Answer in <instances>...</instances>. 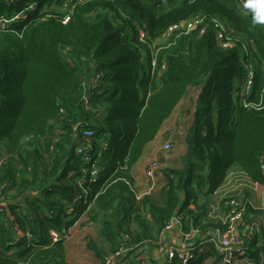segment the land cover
<instances>
[{"label":"trees","instance_id":"1","mask_svg":"<svg viewBox=\"0 0 264 264\" xmlns=\"http://www.w3.org/2000/svg\"><path fill=\"white\" fill-rule=\"evenodd\" d=\"M33 1L0 28V264H70L75 227L95 228L96 239L85 241L100 264H120L159 245L174 216L182 233L198 235L187 257L166 264H224L218 240L206 236L225 229L209 217L208 198L232 169L264 185V23L253 21L260 10L245 14L234 0H0V14ZM193 16L206 20L204 33L175 32L155 52L170 25ZM211 18L241 36L234 48L219 44ZM243 41L255 45L250 56ZM248 58L255 77L245 106L237 93ZM193 88L182 165L163 170L157 193L145 190L135 167ZM243 206L247 221L258 218L250 201ZM260 232L263 225L247 239L256 263Z\"/></svg>","mask_w":264,"mask_h":264},{"label":"built area","instance_id":"2","mask_svg":"<svg viewBox=\"0 0 264 264\" xmlns=\"http://www.w3.org/2000/svg\"><path fill=\"white\" fill-rule=\"evenodd\" d=\"M14 0H11V2ZM240 10L245 14H250L259 10V8L255 7V0H234ZM37 5L36 1L29 3L23 10H20L10 16H5L0 14V28L2 29H9L10 26L19 20L27 11L34 9ZM211 24L214 26L216 32V39L219 44L224 48H234L241 39V36H236L235 31L229 29L223 22L218 20L217 18H211ZM206 20L202 17H189L185 20L180 22L174 23L170 25L167 30L158 38L153 46L156 48V53H158L157 46L159 44H166L169 42L170 38L175 32L181 33H189L193 30H198L200 33H204L206 29ZM234 34V35H233ZM147 37L146 27L141 28L140 30V39L145 40ZM243 50L246 53V56H250L252 52H255V45L250 44L248 41L242 42ZM250 49V52H249ZM251 49L253 51H251ZM250 53V54H249ZM163 68L165 65L162 66ZM153 68H156V62H153ZM255 77V67L253 62L248 58L246 62V76L242 81L241 89L237 93L241 102L244 103L245 106L248 105L247 98L250 96L253 88V80ZM92 131L86 132L87 136L92 135ZM173 147V143H171V139L169 138L163 144V150L169 151ZM158 161L153 160L148 166L146 170V175L150 178L153 182L155 181L156 171L158 169ZM263 176H264V162L261 163ZM96 170L93 171L95 175ZM233 177L240 178L244 180L246 178L249 180L246 174L241 173H232ZM93 175V176H94ZM227 179V178H226ZM226 182V181H225ZM258 186H263L255 183ZM224 184L220 187L219 190L223 189ZM224 190V189H223ZM230 200L227 202V211L226 217L222 220V223L225 225V229L220 231L216 229L214 231V236H212V240H218L217 245V252L224 256V264H238L236 260H239V257H247V247L248 237L253 234L254 232L258 231V222L255 220L247 221L245 216V208L243 206V202L237 200L234 197H226ZM1 210V208H0ZM174 225H181L179 216H174L171 220L167 223L165 232L170 231ZM220 233L222 234V240L219 239ZM198 235L196 229H192L189 232L182 233V242L180 244H173L170 245L166 250V262L167 260L173 258L175 255H178L180 258H185L188 256L187 248L190 246L191 242L194 241L196 236ZM55 240L58 239L56 236ZM217 243V242H216ZM243 257V258H245ZM248 258V257H247ZM249 261L252 262L251 259L248 258ZM165 262V263H166ZM236 262V263H235ZM110 264V263H109Z\"/></svg>","mask_w":264,"mask_h":264},{"label":"rangeland","instance_id":"3","mask_svg":"<svg viewBox=\"0 0 264 264\" xmlns=\"http://www.w3.org/2000/svg\"><path fill=\"white\" fill-rule=\"evenodd\" d=\"M199 90V88H193L183 97L182 101L176 107L174 114L164 123L156 141L152 142L150 145L147 155L144 157L142 162L137 165L138 167H141L140 172H142V176H144L142 179V186H144L145 190H149V186L150 188L153 186L151 191L157 193L166 181L163 170L165 168L180 167L182 165L181 159L187 149L186 137L189 133L192 112ZM169 138L171 139V143H173V147L171 150L165 152L162 149L163 144ZM153 160L158 161V169L156 171L154 182L146 175L147 166ZM236 172L237 170H234L228 174L226 182L223 186L224 190L221 189V192H219V197H234L241 202L248 200L255 208L259 210L261 214H264V187L256 185L250 179L247 180L244 178V180H242L240 178L233 177L232 173ZM145 184L147 186H145ZM242 190L246 192L245 195ZM208 201L210 207L211 203H215L213 200H211V198H208ZM225 217L226 214L221 219V221ZM255 221L258 222V230L260 231L261 226L264 223L258 218H256ZM85 236H90V238L92 237L96 239L97 234L95 228L75 227L69 233L66 244L68 250L67 256L70 264H100L99 258L96 256V254L86 247ZM214 261L215 257H211L206 262V264H213ZM238 264H264V253L261 254L258 263L254 261L251 262L247 257H245L240 260Z\"/></svg>","mask_w":264,"mask_h":264},{"label":"crops","instance_id":"4","mask_svg":"<svg viewBox=\"0 0 264 264\" xmlns=\"http://www.w3.org/2000/svg\"><path fill=\"white\" fill-rule=\"evenodd\" d=\"M151 144H152V142L146 146L143 159L147 155V151H148ZM142 160L137 165H139L142 162ZM137 165L135 168L137 169V172L139 173L141 170V167H138ZM234 170H237V173L244 174L243 171H241L239 169H232L230 172H232ZM140 173L141 174H140L139 179L142 180L144 178V176H142V172H140ZM219 192H221V190H218L217 192L210 195L209 198H211V200H213L215 202L214 204L211 203V207H210V204L208 201L209 209H210L209 210V217L211 219H213L215 222L221 221V219L225 216L226 210H227V204L221 203L222 197H219L220 196ZM242 192H244V190H242ZM245 194H246V192H244V195ZM258 219H260L264 223V214L260 213L258 215ZM263 227H264V224H263ZM213 232L214 231L212 230V232L206 233V236H209V238H210V236L211 237L214 236ZM262 233L263 232H260L258 234V238L260 240V243L262 241L264 242V240H263L264 235ZM195 240H196V238H195ZM181 242H182L181 226L174 225L170 231L164 232V234L162 235V238H161V243L159 245H144V246L136 249L131 254V256L128 260H124L120 264H166L165 262H166V250H167V248L170 245L180 244ZM193 242L194 241H192L191 244H193ZM67 254H68V250H67ZM67 258H68V256H67ZM254 262H257V261L254 260Z\"/></svg>","mask_w":264,"mask_h":264},{"label":"clouds","instance_id":"5","mask_svg":"<svg viewBox=\"0 0 264 264\" xmlns=\"http://www.w3.org/2000/svg\"><path fill=\"white\" fill-rule=\"evenodd\" d=\"M255 7L259 8V12L253 14L255 23H264V0H255Z\"/></svg>","mask_w":264,"mask_h":264},{"label":"water","instance_id":"6","mask_svg":"<svg viewBox=\"0 0 264 264\" xmlns=\"http://www.w3.org/2000/svg\"><path fill=\"white\" fill-rule=\"evenodd\" d=\"M219 239L222 240V234L220 233Z\"/></svg>","mask_w":264,"mask_h":264}]
</instances>
